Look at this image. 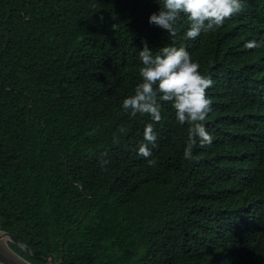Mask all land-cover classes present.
Returning <instances> with one entry per match:
<instances>
[{"label":"trees","instance_id":"1","mask_svg":"<svg viewBox=\"0 0 264 264\" xmlns=\"http://www.w3.org/2000/svg\"><path fill=\"white\" fill-rule=\"evenodd\" d=\"M159 8L0 0V229L33 264H264V47L245 48L264 41V0L195 40L183 19L176 37L150 24ZM173 42L213 80V140L186 160L188 126L161 102L150 167V117L121 104L143 44Z\"/></svg>","mask_w":264,"mask_h":264},{"label":"clouds","instance_id":"2","mask_svg":"<svg viewBox=\"0 0 264 264\" xmlns=\"http://www.w3.org/2000/svg\"><path fill=\"white\" fill-rule=\"evenodd\" d=\"M160 6L158 13L148 17L150 24L167 31L170 37H176L178 22L187 25L184 37L195 40L202 32H212L221 28L225 21L244 10V0H155ZM264 47V41L249 40L247 49ZM142 66L139 68L140 82L133 94L122 100L125 113L135 117L137 114L150 117L151 122L143 129V141L138 145L137 154L144 157L150 167L157 164L152 157V148L156 147L157 134L154 124L163 119L161 102H167L174 110L176 122L187 125V140L183 151L186 160L198 162L193 155L197 146L206 147L213 137L206 130L204 121L211 111L212 101L207 90L213 85L210 76L201 73L200 65L194 62L185 47L165 45L159 52L153 51L145 43L139 50ZM118 143V140H114ZM107 156V152L101 153ZM109 161L101 160L102 166ZM49 257L47 260H50Z\"/></svg>","mask_w":264,"mask_h":264},{"label":"water","instance_id":"3","mask_svg":"<svg viewBox=\"0 0 264 264\" xmlns=\"http://www.w3.org/2000/svg\"><path fill=\"white\" fill-rule=\"evenodd\" d=\"M2 237H7V240L4 242ZM9 243L17 244L23 248V250L29 252V248L21 243V241L17 238L16 233H10L0 229V264H33L15 252L10 247Z\"/></svg>","mask_w":264,"mask_h":264},{"label":"bare ground","instance_id":"4","mask_svg":"<svg viewBox=\"0 0 264 264\" xmlns=\"http://www.w3.org/2000/svg\"><path fill=\"white\" fill-rule=\"evenodd\" d=\"M3 241L5 242L7 240V237H2Z\"/></svg>","mask_w":264,"mask_h":264},{"label":"rangeland","instance_id":"5","mask_svg":"<svg viewBox=\"0 0 264 264\" xmlns=\"http://www.w3.org/2000/svg\"><path fill=\"white\" fill-rule=\"evenodd\" d=\"M49 260H47V262H48Z\"/></svg>","mask_w":264,"mask_h":264}]
</instances>
